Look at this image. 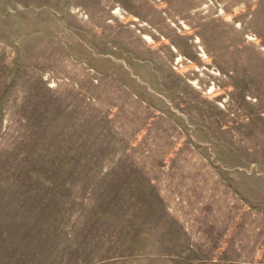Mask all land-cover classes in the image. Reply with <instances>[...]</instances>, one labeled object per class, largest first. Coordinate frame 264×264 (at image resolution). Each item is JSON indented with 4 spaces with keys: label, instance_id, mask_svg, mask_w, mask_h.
I'll return each instance as SVG.
<instances>
[{
    "label": "rangeland",
    "instance_id": "obj_1",
    "mask_svg": "<svg viewBox=\"0 0 264 264\" xmlns=\"http://www.w3.org/2000/svg\"><path fill=\"white\" fill-rule=\"evenodd\" d=\"M0 264H264V0H0Z\"/></svg>",
    "mask_w": 264,
    "mask_h": 264
}]
</instances>
